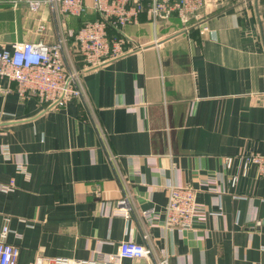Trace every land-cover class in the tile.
<instances>
[{
  "label": "crops",
  "instance_id": "crops-1",
  "mask_svg": "<svg viewBox=\"0 0 264 264\" xmlns=\"http://www.w3.org/2000/svg\"><path fill=\"white\" fill-rule=\"evenodd\" d=\"M55 32L47 6L0 0V46ZM120 33L125 52L82 72L84 100L48 108L0 76V230L16 264L115 254L123 240L154 255L117 264H264V177L252 166L232 181L224 165L264 153V0H207L186 25L143 10ZM168 184L194 191L188 228L163 224Z\"/></svg>",
  "mask_w": 264,
  "mask_h": 264
},
{
  "label": "built area",
  "instance_id": "built-area-1",
  "mask_svg": "<svg viewBox=\"0 0 264 264\" xmlns=\"http://www.w3.org/2000/svg\"><path fill=\"white\" fill-rule=\"evenodd\" d=\"M24 2L31 12L47 6L56 23L55 40L45 42L15 41L0 46V76L16 83L20 96L36 95L46 107L60 108L72 99H85L82 72L101 66L125 52L127 39L120 33L122 27L134 23L141 11L146 10L154 22L160 17L175 15L183 24H189L203 8L205 0H11ZM97 17L84 20L77 28L66 27L63 17H81L87 10ZM45 24H37L38 33ZM113 30L115 36H110ZM71 40V41H70ZM73 49V51H72ZM74 53V54H73ZM74 55L78 56L76 60ZM80 63V64H78ZM0 153L9 155L6 144H0ZM226 168L236 166L239 173L254 167L264 177V153L247 152L224 157ZM12 187V182L8 188ZM167 202L163 224L168 228L185 229L192 225L195 212L194 191L190 187L167 186ZM120 212L131 208L129 198L117 202ZM153 211L146 210L145 213ZM8 226L0 230V264H16L18 247L8 243ZM154 251L145 240H123L115 254L97 258H69L66 256L37 257L30 264H117L122 258H152ZM153 264H167L165 258H156Z\"/></svg>",
  "mask_w": 264,
  "mask_h": 264
},
{
  "label": "rangeland",
  "instance_id": "rangeland-1",
  "mask_svg": "<svg viewBox=\"0 0 264 264\" xmlns=\"http://www.w3.org/2000/svg\"><path fill=\"white\" fill-rule=\"evenodd\" d=\"M72 51H73V49H72ZM76 59H78V56L76 55Z\"/></svg>",
  "mask_w": 264,
  "mask_h": 264
},
{
  "label": "trees",
  "instance_id": "trees-1",
  "mask_svg": "<svg viewBox=\"0 0 264 264\" xmlns=\"http://www.w3.org/2000/svg\"><path fill=\"white\" fill-rule=\"evenodd\" d=\"M74 54V53H73ZM74 58L76 59V55H74ZM77 60V59H76Z\"/></svg>",
  "mask_w": 264,
  "mask_h": 264
},
{
  "label": "water",
  "instance_id": "water-1",
  "mask_svg": "<svg viewBox=\"0 0 264 264\" xmlns=\"http://www.w3.org/2000/svg\"><path fill=\"white\" fill-rule=\"evenodd\" d=\"M205 2H207V0H205Z\"/></svg>",
  "mask_w": 264,
  "mask_h": 264
}]
</instances>
